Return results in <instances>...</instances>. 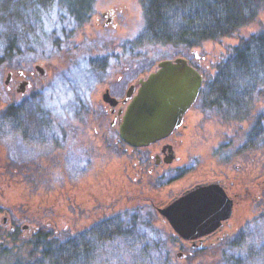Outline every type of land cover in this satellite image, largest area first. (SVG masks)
<instances>
[{
    "label": "rangeland",
    "instance_id": "1",
    "mask_svg": "<svg viewBox=\"0 0 264 264\" xmlns=\"http://www.w3.org/2000/svg\"><path fill=\"white\" fill-rule=\"evenodd\" d=\"M74 2L44 0L42 5L38 0H10V20L0 26V34L10 31L22 50L10 65H0V112L10 104L21 108L23 127L29 132L28 140L14 135L6 143L0 142V226L17 227L22 235H30L37 226L47 224L55 236L65 239L109 217H119L128 226L130 213L136 209L144 229L133 233L144 236V244H148L147 264H219L222 243L244 231L243 226L263 240L264 219L256 205L264 201V80L256 87H246L254 104L247 108L248 125L230 116L219 118L215 109L201 104L192 110L195 118L186 120L189 130L184 143L191 172L199 164L213 167L208 156H215L216 150L220 153L214 162L226 175L240 180L249 169L254 171L232 208L229 234L214 247L185 245L158 212L168 204L160 203L174 192L203 179L200 171L192 175L187 170L168 183H159L161 187L156 189L139 186L133 168L125 163L134 153L118 154L113 147L116 136L110 150H102L100 134L111 121L101 101L106 85L125 90L130 81L146 76L159 61L178 56L199 64L200 71L211 78L240 38L264 29V10L233 37L206 41L189 52L177 53L170 46L133 43L144 26L138 0H93L90 13L80 24L67 11ZM31 45L32 54L26 50ZM194 53L200 61L196 62ZM9 71L10 80L5 83ZM22 82H28L24 91ZM236 149L238 155L230 157ZM130 248L119 238L103 242L93 264H142L140 257L131 258L138 248ZM8 249V253H0L2 264L8 260L13 264L27 255L24 247Z\"/></svg>",
    "mask_w": 264,
    "mask_h": 264
},
{
    "label": "trees",
    "instance_id": "2",
    "mask_svg": "<svg viewBox=\"0 0 264 264\" xmlns=\"http://www.w3.org/2000/svg\"><path fill=\"white\" fill-rule=\"evenodd\" d=\"M38 1L43 5L44 0ZM92 1L76 0L73 9L67 6L68 14L80 24L90 13ZM138 1L144 16V26L133 43L170 46L177 48V53L189 52L206 41L217 42L233 37L242 27L253 23L264 10V0ZM9 20L10 0H0V26ZM32 48L33 45L26 50L31 53ZM21 51L17 39L10 35V31L0 34V65H10L11 59L19 56ZM216 69V73L205 82V86L209 87L203 89L207 100L222 102L230 108L241 107V101L250 100L246 87H256L264 80V29L247 39L240 38L232 55L219 63ZM16 108L10 104L0 112L2 143H6L14 135L28 140L29 132L25 130L21 120L24 111ZM32 139L33 136H30V140ZM6 164L10 169V162ZM256 206L259 213H262L260 217L264 219V201ZM137 211H131L128 226L122 224L119 217H109L84 232L65 239L55 236L52 227L47 224L37 226L30 235H22L17 227L10 230L0 226V253H8L9 246L26 248V257L17 259L13 264H93L95 255H100L98 247L103 242L119 238L130 249L138 248L131 258L140 257L143 259L142 264H147L150 260L147 255L148 244H144V236L138 238L133 233L135 230L144 229ZM243 227L245 230H240L235 238L222 243L224 251L220 255L219 264H264V239H256ZM155 233L153 231L152 234L155 236ZM244 246L248 247L245 249ZM123 250L126 251V248ZM3 264H10V260Z\"/></svg>",
    "mask_w": 264,
    "mask_h": 264
},
{
    "label": "water",
    "instance_id": "3",
    "mask_svg": "<svg viewBox=\"0 0 264 264\" xmlns=\"http://www.w3.org/2000/svg\"><path fill=\"white\" fill-rule=\"evenodd\" d=\"M35 69L45 74L39 65ZM9 80L10 71L5 83ZM24 83L20 84L21 91ZM201 84L202 75L186 58L159 61L156 69L139 81L137 92L124 110L118 125L120 139L141 147L168 136L196 100ZM232 207L233 200L219 183H209L197 185L158 212L180 238L191 241L219 228L230 218Z\"/></svg>",
    "mask_w": 264,
    "mask_h": 264
},
{
    "label": "flooded vegetation",
    "instance_id": "4",
    "mask_svg": "<svg viewBox=\"0 0 264 264\" xmlns=\"http://www.w3.org/2000/svg\"><path fill=\"white\" fill-rule=\"evenodd\" d=\"M193 57L196 60V62L200 61L201 59L199 55H197L196 53L193 54ZM186 60L202 75V84L198 96L194 101V103L191 105V107L183 114L180 125L176 129H174L168 136L159 139L149 145L141 146V147L130 146L120 139L118 132V125L124 113V110L126 109L131 98L137 92L139 81L144 79L147 75L144 77H140L136 80L130 81L125 90L118 86H115V84L114 86L113 85L109 86L108 84L105 86L104 92L102 93L101 101L106 106L105 112L111 116V121L109 123V126L105 127L102 130V133L100 134V144L103 146L102 150L105 149L110 150L108 148L110 147V143L112 142L111 140L113 139L114 136H116L115 141L113 140V143H115L113 144V147L115 148V150H118L116 151L118 154H122L125 157L127 155L126 153H128V155L129 153H134L132 155V160L131 157L130 159L127 158V161H125V163H127L128 166L133 168L135 174L133 179L135 181L140 180L139 186L147 185L148 187L156 189L161 187L160 184H162L164 181L168 183L180 177L187 170H189L188 173L191 172V168L188 166L190 158L187 153V148L184 141L186 140V132L189 130V126L187 125L186 120L189 117L195 118V114L192 112V110L195 108L194 106L196 104H201L204 107L208 106L215 109V114L219 118L223 119V116H230L233 118V121L235 122L241 121V122H245L247 125L249 124L250 117H248L247 108L253 104L251 101V97L250 100L248 101H241V103H239L241 107L237 106L236 108H230L227 105H224L222 102L214 103L207 100L206 99L207 95L203 94V89H206L208 87L205 86V82L210 78H208L203 71H200L199 64L191 63L190 60L187 58ZM119 81L120 79L118 80V82ZM82 100L83 99H81V101ZM204 107L203 108L198 107V109L203 110L205 109ZM244 107H246L245 108L246 111L244 110ZM241 114L242 116L238 117V115ZM93 130L94 132H96V128H93ZM110 133L112 134L110 135ZM259 133L261 132L258 131L257 135ZM219 151L220 150H216L215 152L218 153H215L214 154L215 156L213 157L208 156V158L212 160L213 167L205 166V165L201 166L199 164V167H197L195 170L191 172L193 175L195 173L198 174L197 172L200 171L199 175L201 173L203 179L192 182L189 185L184 186L181 190L174 192L173 196H171L165 202L160 203V205L163 206L167 203H170L180 195L192 190L197 185L219 183V185L222 187L225 193L233 200V207H235L240 190H243L245 185H247L246 180L249 179V176L253 175V173L251 172L254 171L252 169H249L246 173H244L245 176L239 177L240 180H237L238 177H235V175L233 174L231 176L226 175L223 171H221L222 170L221 166L216 165L214 162V160L216 161V156L220 153ZM238 151L239 150L237 149L231 151L232 154L230 155V157H232L233 154L234 156L235 154L238 155ZM108 153L109 152H107L106 154V152L104 151L103 155L108 156ZM118 159H119L118 162L120 163L121 158ZM222 161L225 162L226 160H222ZM115 162L118 163L116 160ZM172 172H175V174L170 177L169 175ZM249 195L250 194L247 193L248 199L250 198ZM251 202L253 203V200H251ZM226 221H227L226 223H224L225 221L222 223L221 229H219L220 228L219 227L214 232H211L203 236L202 238L196 240H191V241L185 240L184 244L188 246H208V247L216 246V244L220 242L221 239H224L229 234V229L231 228V225L228 224L229 222L228 220Z\"/></svg>",
    "mask_w": 264,
    "mask_h": 264
}]
</instances>
